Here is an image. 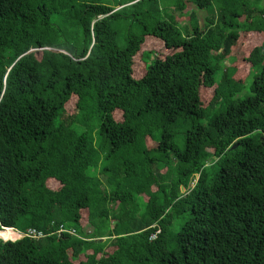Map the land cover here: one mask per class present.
I'll list each match as a JSON object with an SVG mask.
<instances>
[{
  "label": "trees",
  "instance_id": "trees-1",
  "mask_svg": "<svg viewBox=\"0 0 264 264\" xmlns=\"http://www.w3.org/2000/svg\"><path fill=\"white\" fill-rule=\"evenodd\" d=\"M4 229L44 237L0 264H264V0H0Z\"/></svg>",
  "mask_w": 264,
  "mask_h": 264
},
{
  "label": "rangeland",
  "instance_id": "rangeland-1",
  "mask_svg": "<svg viewBox=\"0 0 264 264\" xmlns=\"http://www.w3.org/2000/svg\"><path fill=\"white\" fill-rule=\"evenodd\" d=\"M191 8L193 9L194 6L188 5V11L192 10ZM203 16L207 17L206 12H201L199 15V19H201L202 22L205 19V18H203ZM185 23L188 25V21L182 23V25L184 27L186 25ZM179 28L181 29V25H179ZM262 39H263V37L261 35H256V34H253L250 36H244L242 38V40L239 41V43L236 45V47L231 50L230 56L228 58H226V60H227L226 65L230 66V67H234L236 69L237 72H236L235 78H237L239 81L245 82L246 78L248 77L249 72L251 70V65L247 60L248 56L250 55V52L252 51V49H254L256 46H261ZM142 52L143 53L154 52L151 55L152 59L154 58V56L159 57L161 54L166 55L168 53V51L165 49V46L159 45L158 40H156L155 38H152V37H147L146 42L144 44V47L142 49ZM143 62H144L143 56L139 55L136 58V63L138 65H141V64H143ZM213 90H214V86L212 84H206V85L203 84L202 85L201 93H202L203 100H204L205 104H207L208 101L211 99V97L213 95ZM246 93H247V91L245 90L241 96L244 97V94H246ZM67 109L69 111L68 112L69 114L74 113V111H75L74 104L71 102L67 106ZM207 122H208V120L206 119L205 123H207ZM152 145H153V143L149 142V146H152ZM48 185L53 190H59L60 189V186L57 182L49 181ZM84 224L86 225V227H84V231H86V232L90 231L91 227L87 223L86 215H85V219H84ZM20 239H22V236Z\"/></svg>",
  "mask_w": 264,
  "mask_h": 264
},
{
  "label": "bare ground",
  "instance_id": "bare-ground-1",
  "mask_svg": "<svg viewBox=\"0 0 264 264\" xmlns=\"http://www.w3.org/2000/svg\"><path fill=\"white\" fill-rule=\"evenodd\" d=\"M19 234L12 229H4L0 231V239L3 241H15Z\"/></svg>",
  "mask_w": 264,
  "mask_h": 264
},
{
  "label": "built area",
  "instance_id": "built-area-1",
  "mask_svg": "<svg viewBox=\"0 0 264 264\" xmlns=\"http://www.w3.org/2000/svg\"><path fill=\"white\" fill-rule=\"evenodd\" d=\"M19 237L18 238H24V237H28V238H32V239H41L44 237V234L42 232H38L36 230L30 229L29 231H27V233H18Z\"/></svg>",
  "mask_w": 264,
  "mask_h": 264
},
{
  "label": "clouds",
  "instance_id": "clouds-1",
  "mask_svg": "<svg viewBox=\"0 0 264 264\" xmlns=\"http://www.w3.org/2000/svg\"><path fill=\"white\" fill-rule=\"evenodd\" d=\"M12 230H13V229H12ZM14 231L17 232V233H20V232H18V231H16V230H14ZM18 239H20V238H18ZM18 239H17V240H18Z\"/></svg>",
  "mask_w": 264,
  "mask_h": 264
},
{
  "label": "water",
  "instance_id": "water-1",
  "mask_svg": "<svg viewBox=\"0 0 264 264\" xmlns=\"http://www.w3.org/2000/svg\"><path fill=\"white\" fill-rule=\"evenodd\" d=\"M233 148H235V147H233Z\"/></svg>",
  "mask_w": 264,
  "mask_h": 264
}]
</instances>
